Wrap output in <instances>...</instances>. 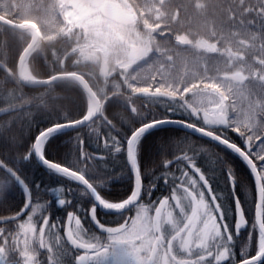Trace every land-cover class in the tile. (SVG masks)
Returning a JSON list of instances; mask_svg holds the SVG:
<instances>
[{
    "label": "snow or ice",
    "instance_id": "6c2138e0",
    "mask_svg": "<svg viewBox=\"0 0 264 264\" xmlns=\"http://www.w3.org/2000/svg\"><path fill=\"white\" fill-rule=\"evenodd\" d=\"M181 7L191 24L183 4L172 22ZM191 7L201 12L204 5ZM218 7L225 18L196 39L191 29L173 32L154 0L132 6L138 20L155 9L160 21L145 20L135 38L105 39L112 30L106 11L94 25L67 16V35L127 54L119 63L124 88L103 104L82 88L74 110L0 95V203L17 186L24 195L18 211L0 214V264H264V0ZM67 13L78 14L71 4ZM157 36L171 37L174 47H161ZM58 82L47 76L40 86ZM164 124L183 133L161 138L159 159L142 162L145 134ZM66 129L74 132L65 141L67 162L49 155L53 137ZM36 165L65 182L30 184L24 170ZM125 180L122 196L106 194ZM49 192L63 218H53V200L40 203Z\"/></svg>",
    "mask_w": 264,
    "mask_h": 264
},
{
    "label": "trees",
    "instance_id": "16d2710c",
    "mask_svg": "<svg viewBox=\"0 0 264 264\" xmlns=\"http://www.w3.org/2000/svg\"><path fill=\"white\" fill-rule=\"evenodd\" d=\"M141 1L125 0V7L135 15L137 20L136 25L131 27L132 34L129 35L133 38L136 37V31L144 32L145 20L150 24L160 22L154 18V14L141 15L139 20L137 19L139 9L133 11L132 6L140 5ZM195 2L196 0H164L159 4V11L163 14L161 19L173 32H185L191 29L190 35L193 39H196L197 35L208 37L210 30L214 26H218L226 16V13L218 7L222 0H199L204 5L201 12H197L195 8L191 7ZM181 4L193 13L194 20L191 24L186 23L185 7L180 8V20L176 23L172 22L177 6ZM66 5L64 0H0V17L18 24L34 22L39 26L43 37L39 40L27 62L32 77L43 80L47 76L79 75L86 80L95 96L103 104L108 97L114 96L116 92L124 88L119 67L120 61H111L107 55L108 49L87 45L82 38L69 36L65 33L63 24L69 13L62 16L61 11ZM134 28L136 31H133ZM157 39L160 41L161 47H174L175 42L171 37L167 41L159 36ZM30 42L31 37L28 33L12 30L0 24V63L11 70V74L8 75L0 68V95L7 93L17 104L29 100L34 102L42 98L50 105H60L69 110L77 108L83 102L86 92L81 91L83 87L77 82L61 80L54 88L45 89L27 86L19 80L18 62ZM129 75H131V71ZM136 103L139 105L141 101H136ZM113 110L119 111V106L114 105ZM182 133V130L173 127L160 128L147 133L141 141L142 162L159 159L158 141L161 138H167L169 135L178 136ZM72 135H74L73 130H69L60 132L53 137L56 143L50 147L49 155L58 161L67 162L69 159L68 146L65 141ZM148 153L153 155H147ZM237 166L243 175H250L243 162L237 161ZM24 175L33 185L36 183H40L41 186L55 185L65 182L63 177L40 165L25 169ZM112 187L114 198L122 196L128 188L122 184ZM55 199L56 194L49 192L42 195L40 201L43 204L45 201L53 200L50 206L53 218L60 217L62 212L59 207H56ZM23 200V191L17 186L8 200L0 203V214L18 211L23 207ZM63 212L65 213L64 209ZM99 213L102 214V212Z\"/></svg>",
    "mask_w": 264,
    "mask_h": 264
},
{
    "label": "water",
    "instance_id": "95a60500",
    "mask_svg": "<svg viewBox=\"0 0 264 264\" xmlns=\"http://www.w3.org/2000/svg\"><path fill=\"white\" fill-rule=\"evenodd\" d=\"M81 1H83V0H79V2H76V4L73 7L76 8L77 5ZM95 2H96V0H89V3H95ZM93 9H101V12L106 11L108 14V19L117 25H123L124 27L128 28V27L133 26L135 23L134 19L126 16L123 7L120 4L113 2V1H110V0H104V3L101 7L93 8ZM0 24L7 27V28H10V29L16 30V31H20V32H29V30H31L33 32V37H32L31 43L25 49V51L22 53L23 57L21 55V57L19 59L18 66H17V72H18V77L23 84L30 86V87H34V88H43L40 86V82L43 80L33 81V82H25V80L21 79V74H23L24 68H26L27 72H28V68L26 66V61H27L28 57L31 55L33 49L36 47V45L39 41V33H38L36 27L33 24L13 23V22H11L5 18H2V17H0ZM0 68L3 69L4 71H5V69H7L2 63H0ZM58 78H59V81L69 80V81H74V82L79 83L85 89L86 93L89 95L90 98H92V99L97 98L95 96V94L93 93V91L91 90V88L89 87L88 83L81 76H79V75H59ZM165 127H173V128H177V129L182 130L177 125L164 124V125L157 126L153 129H150L149 132L154 131L156 129L165 128ZM69 130H71V129L62 130L61 132H65V131H69ZM40 166L44 167L43 165H40ZM100 210L104 211L103 209H100Z\"/></svg>",
    "mask_w": 264,
    "mask_h": 264
},
{
    "label": "rangeland",
    "instance_id": "374dc122",
    "mask_svg": "<svg viewBox=\"0 0 264 264\" xmlns=\"http://www.w3.org/2000/svg\"><path fill=\"white\" fill-rule=\"evenodd\" d=\"M64 1L66 2V4H71L72 1H74V0H64ZM110 1H113V2H116L120 5H122L124 10L126 11L127 15L130 16V18H132V19L136 18L135 15H133L125 7V0H110ZM163 1L164 0H154V3L156 5H158V7H159V4L162 3ZM143 2H144V0H142L141 3H139V4L141 5V4H143ZM87 5H88L87 2H86V4H83L82 2H80L77 8L73 7V9L75 10V13H78V14L69 13V15H72V19L76 22H85L89 25H94V24L99 22L97 14L100 12V10H96V9L93 10V8H90ZM154 13H155V9L153 10V14ZM150 15H152V14H150ZM94 16H97V19H95V20L92 19V17H94ZM34 24H36V23H34ZM36 27L39 31L40 39H42L43 36L40 33V28L37 24H36ZM30 33L31 32H29L28 35H30ZM121 33L126 34V35H130V34H132V30H131V28H126L123 25L120 26V25H117V24L112 22L111 33H106L105 39H110L112 35L119 36ZM30 37H31V35H30ZM96 46L100 47L101 45H96ZM101 47L108 49L107 55L111 61H113V62H119V61L120 62L121 61L127 62V54L119 46H113L111 48L105 47V46H101ZM30 76L32 77V75H30ZM62 212H63V209H62ZM60 214H62V213H60ZM63 214L66 215V213H64V212H63Z\"/></svg>",
    "mask_w": 264,
    "mask_h": 264
},
{
    "label": "flooded vegetation",
    "instance_id": "af4514ba",
    "mask_svg": "<svg viewBox=\"0 0 264 264\" xmlns=\"http://www.w3.org/2000/svg\"><path fill=\"white\" fill-rule=\"evenodd\" d=\"M147 155H153V154H152V153H148ZM154 155H156V154H154ZM120 184H122V185H126V186H129V185H128V182H127L126 180H125V181H114V182L111 184V186H110V190L107 191V195L110 196V197H112V198H114L113 195H112V190H113V187H112V186H118V185H120ZM126 190H127V189H126ZM157 195H159V193H157ZM62 209H63V208H60L61 211H62ZM97 211H98V213H99V212H102V213H103V211L100 210L99 208L97 209ZM61 213H62V214L60 215V217L63 218L65 215L63 214V212H61ZM106 218L111 219V217H106Z\"/></svg>",
    "mask_w": 264,
    "mask_h": 264
},
{
    "label": "bare ground",
    "instance_id": "6f19581e",
    "mask_svg": "<svg viewBox=\"0 0 264 264\" xmlns=\"http://www.w3.org/2000/svg\"><path fill=\"white\" fill-rule=\"evenodd\" d=\"M23 75H24L25 77H29V79L27 80V82L32 81V80L30 79L31 76H30L29 73L27 72V69H26V68H24Z\"/></svg>",
    "mask_w": 264,
    "mask_h": 264
}]
</instances>
